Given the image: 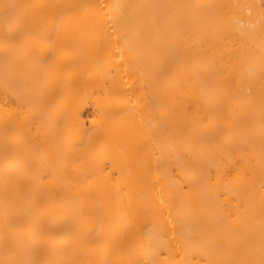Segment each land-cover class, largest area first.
I'll return each mask as SVG.
<instances>
[{"label":"bare ground","instance_id":"1","mask_svg":"<svg viewBox=\"0 0 264 264\" xmlns=\"http://www.w3.org/2000/svg\"><path fill=\"white\" fill-rule=\"evenodd\" d=\"M0 264H264V0H0Z\"/></svg>","mask_w":264,"mask_h":264},{"label":"snow or ice","instance_id":"2","mask_svg":"<svg viewBox=\"0 0 264 264\" xmlns=\"http://www.w3.org/2000/svg\"><path fill=\"white\" fill-rule=\"evenodd\" d=\"M0 7H2L4 14L7 16L9 14L10 10L15 7V5L3 4ZM262 11H264V9H262Z\"/></svg>","mask_w":264,"mask_h":264}]
</instances>
